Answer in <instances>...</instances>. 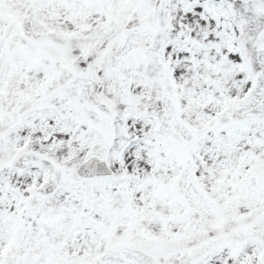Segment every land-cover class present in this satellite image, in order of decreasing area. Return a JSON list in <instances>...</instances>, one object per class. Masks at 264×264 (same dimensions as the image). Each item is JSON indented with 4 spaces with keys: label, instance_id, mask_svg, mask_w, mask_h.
Returning a JSON list of instances; mask_svg holds the SVG:
<instances>
[{
    "label": "snow or ice",
    "instance_id": "obj_1",
    "mask_svg": "<svg viewBox=\"0 0 264 264\" xmlns=\"http://www.w3.org/2000/svg\"><path fill=\"white\" fill-rule=\"evenodd\" d=\"M0 264H264V0H0Z\"/></svg>",
    "mask_w": 264,
    "mask_h": 264
}]
</instances>
